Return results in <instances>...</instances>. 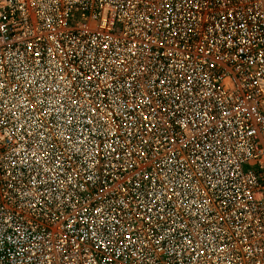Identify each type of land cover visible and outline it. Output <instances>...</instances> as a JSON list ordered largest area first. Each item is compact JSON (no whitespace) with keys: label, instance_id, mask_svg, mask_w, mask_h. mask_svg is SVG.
<instances>
[{"label":"built area","instance_id":"1","mask_svg":"<svg viewBox=\"0 0 264 264\" xmlns=\"http://www.w3.org/2000/svg\"><path fill=\"white\" fill-rule=\"evenodd\" d=\"M0 264H264V0H0Z\"/></svg>","mask_w":264,"mask_h":264},{"label":"snow or ice","instance_id":"2","mask_svg":"<svg viewBox=\"0 0 264 264\" xmlns=\"http://www.w3.org/2000/svg\"><path fill=\"white\" fill-rule=\"evenodd\" d=\"M145 119H147V117H145Z\"/></svg>","mask_w":264,"mask_h":264}]
</instances>
